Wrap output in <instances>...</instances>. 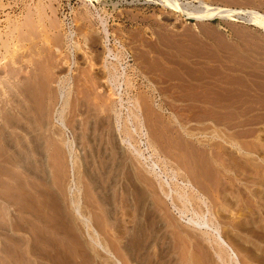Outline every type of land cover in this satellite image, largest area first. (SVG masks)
I'll return each instance as SVG.
<instances>
[{
  "label": "rangeland",
  "instance_id": "374dc122",
  "mask_svg": "<svg viewBox=\"0 0 264 264\" xmlns=\"http://www.w3.org/2000/svg\"><path fill=\"white\" fill-rule=\"evenodd\" d=\"M15 1L0 0V125L5 128L4 133L0 131V264H109V262L110 264H167L168 260V264H182L186 262V250L190 249L187 242H185L186 239L182 234H179L185 232L193 238L191 242L192 252L198 250L191 257L194 260L196 259L195 261L193 260V263H202V260L200 261L201 250L204 249L207 254L212 253L211 247H209L210 244L202 238L201 230L199 231V229H195L193 226L190 228L191 226L186 222L185 215L182 216L179 210L176 209L180 205L179 202L174 207L169 198L162 194L163 192L160 190L157 193L151 192L154 189H149L142 182L141 185L147 194L145 207H148L150 211H152V207L155 206L154 209L156 208V212L153 210L156 214L154 213V216H152L148 212L143 211V206V209H140L141 205L137 204L135 198L137 196L133 192L131 193L130 189H128L126 194L125 191H121L118 187L124 180L121 173L126 170L125 165L121 173L120 171L118 172L119 175L117 174V170L115 171L118 168V165L115 163L119 160L118 155L120 151L125 156L126 161H128L127 164H130L135 172L141 173L142 176H147L153 183L155 182L154 184L157 187L159 184H162L166 189L170 187L174 192L175 190L180 191L182 190L181 176L185 175L189 177L190 180L192 179V182L196 180L197 176L198 180L202 182L200 185L204 188V204H207V209L210 211V213H207V211L203 212L204 217L211 220L209 224L212 228H217L219 231L227 233L226 239L236 251L239 264H264V259L259 258L260 256L257 255V252L253 253V251L254 255L252 256L251 251L248 250L249 255L246 254L245 244L242 245V241L240 242L235 239L241 237L242 240H249L248 244H246L249 245V249H253V247L257 248V245L260 249L264 248V116L260 115V112H264V98L257 92L260 85L257 82L259 79H256V76L262 72L260 70L264 69V54H258L257 58H253L252 60L256 64L249 69L250 97L248 102L244 103L238 100L235 103V106L237 105L236 108L231 109L229 112L220 111L219 113H214L209 107L204 109L195 108L194 103L182 100L185 97L195 96L196 90H194V85L192 82H189V79L196 76L195 74L199 75L198 71H201L202 74L199 76H213L220 79H222V76H226L224 62L227 57L223 55L219 57L214 53L217 52L218 47L219 50L224 47L221 40L215 41L216 38H219L215 29L229 33L235 30V25L252 26V24L239 20L219 19L195 21L185 18L183 20L177 19L176 21V14L157 4L155 0H112V3L115 5L109 1H107L108 3H101V0ZM207 1L213 5L221 4L220 0ZM8 3H13L14 5H11L16 8L14 10L8 9ZM27 3L30 5L29 11H33V15L32 13L31 15L29 14V19H26L28 22L29 20L34 21L36 25L30 24L31 22L28 23L23 17L25 15H22L25 12L23 8L28 5ZM228 3L233 8L244 7L264 13V0H229ZM194 4H197V2ZM88 12L92 15L87 14ZM17 15L21 20L20 23L26 20L25 24L23 22V27L20 26L22 28L21 31L19 27V29L15 28L14 26H10L13 24H6L5 22L7 18H14ZM30 16L32 19H30ZM99 19L105 21L104 29L107 32L106 35H108V44L114 50L116 58L104 55L105 48L103 49V47L105 42L103 41L105 34L102 31ZM26 22L28 25H26ZM29 25L34 27H32L33 30ZM26 26L30 28L28 35H22L27 34L26 30L28 28ZM198 27L203 28L198 29ZM252 27L257 30L260 29L254 27V25ZM205 28H211L210 30H214V32L205 33ZM70 30H72V35L68 36L67 33ZM10 31L13 33L10 34ZM17 31L21 32L24 39V48L27 49H23V53L27 52V54L24 53V56H21L23 61L21 62L22 65L19 64L21 67L15 63L17 55H14L16 52L14 53V47L12 48L14 42L17 41ZM198 32L204 36L201 37ZM193 35L196 38H191ZM9 38H12V41ZM69 38H72L70 42ZM203 39L212 44H208L210 52L206 58H201L200 56V59H197L194 54V50H196L195 46H197V49H206V46L204 47L201 44ZM249 39L252 40L253 38L249 37ZM26 40L30 43L25 42ZM258 43V45H262L261 42ZM30 44L31 46H29ZM74 44L76 47H72ZM160 44L166 45L169 49H159ZM32 46L35 50L32 49ZM5 47H7L8 51ZM12 49L13 53L10 51ZM9 53L12 56L14 55L15 58L14 56H10L11 54ZM30 53L33 57L27 58H31L30 64H28L25 55L28 56ZM228 60L230 62L229 66H227L229 72L236 74V69L240 65L237 57H230ZM108 62L115 65L114 69H112L113 65ZM106 63L109 69L106 67ZM121 67L124 68L121 69ZM22 68L26 71L22 70ZM30 68L32 76H35V78L26 73ZM179 68H182L185 71L184 73L190 74H187L188 80L179 79L180 76L177 74L180 71ZM115 69L119 72H125V75L122 76H125L124 83L122 80L120 81L123 84L118 89V92L121 95L122 103L128 107V111L130 107L131 114L132 112L137 113L136 106L138 104L140 110L139 116L143 125L142 129L146 134L145 137H141L133 132L134 130L131 128L134 125L130 122V119L127 122V127L132 132L131 137L124 138L122 132L116 130V124L120 125V123L115 121V113L120 111V118L124 120L127 112L126 109L118 108V103L115 102V93L111 94L110 81L106 79L109 75L113 76ZM23 71L27 74V77L34 80V104L31 103V105L32 107L36 106L35 111L39 109L41 104L40 92L41 94L45 92L44 102L42 101L44 106L41 105L40 107H43L42 118L35 113L34 108L33 110L29 108V116H32V119L28 118L29 121L26 116L23 115L24 118L21 113L17 112V110L24 111L20 107L18 108L16 104V97L17 95L19 96V91H21V89L18 90L20 88L19 83L25 78ZM112 76L111 80L114 79V77L112 79ZM19 77L20 80L17 82ZM225 83L220 84L219 89L228 87ZM239 83L238 80H234L232 84L235 88L241 89L240 86L242 84ZM210 85L207 88L203 86V89L212 90L213 86ZM58 86L63 89L62 92L67 94L69 90L70 93L68 97L69 103L62 113L63 118L59 116V110L62 108L61 98L58 103L53 98ZM213 91L210 93L204 92L203 94L207 97H214L216 101H219L218 98H221L225 94L219 91V93L216 91L213 93ZM54 92L55 94H53ZM114 103L115 108L112 105ZM25 104L30 103L22 102L23 107H26ZM241 105L242 107H240ZM238 106L240 108L237 109ZM247 107L249 108L245 110ZM242 109L250 114L248 119L252 122L248 124L234 122L236 119H240L235 118V111L240 113ZM15 116L16 120L21 117L17 122H12L10 118ZM34 118L36 119L34 120ZM8 119L10 120L8 121ZM227 119H231L232 123L227 122ZM31 120H34V123ZM60 120L63 125L60 123ZM196 120H205V122H195ZM13 124H19L21 127L14 126ZM54 126L62 128L61 131L60 129L58 130L59 135H53L52 130L55 128ZM61 135L67 141L75 139L72 142V151L67 152L68 148L63 145V142H60L63 140L60 137ZM5 136L7 137L5 138ZM52 136L60 140V146L56 145L57 142L51 138ZM121 138H123V141L119 146L115 142L117 139L120 141ZM113 139H115V142ZM47 140H49V143ZM37 141L49 144L48 147H50L49 150L51 151L34 152L20 150L23 144L30 147L37 143ZM146 141L152 144L156 153H153L152 148L146 149ZM233 144H235L234 147ZM116 146L120 148H116ZM14 147H18L19 149L17 148V150ZM58 147L66 148L67 151L66 149L60 150L61 148L59 149ZM118 151L119 153H117ZM139 151H141L142 155H139ZM152 162H156L154 171L150 169ZM190 167L193 170H190ZM174 171L178 172V180L172 177ZM115 177L119 178V182L116 184ZM121 178L123 179L121 180ZM125 182L127 181L124 180L123 183ZM165 184H168V187ZM197 184L194 183L195 186ZM230 190L234 191L232 192L233 194ZM113 191L116 193L114 196H112ZM116 191L120 192L117 193ZM220 192H223V194ZM175 193L172 196H175ZM128 194L130 197H128ZM108 195L111 196L107 197ZM111 197H113L114 201L112 200L113 204L111 202L110 207ZM223 197L226 200L222 201ZM233 197L234 200L236 198L240 201L237 202L236 200L235 206L237 207L230 201ZM72 198H75V201L79 200V205H82L83 215L93 219V224H96L93 226L99 232L100 237H103L105 242L110 240L107 242V248L110 250L109 253L101 250V248L88 239L89 237L86 236L84 226L80 222V217L76 213H73L74 205L73 203L71 204ZM57 204L63 206L62 210H64L63 212L66 213L67 217L71 216L69 218L72 219V225H74L73 231L72 229L67 230L66 227H63V224H60L62 223V220H60L61 215L57 217L58 215L56 214L58 213H53L58 211ZM237 204H239V208ZM193 206L195 207V205ZM202 207L203 211H205V206ZM108 208L116 210V217H118L119 222L123 225H121V233L115 229L112 230V227H108L111 226L110 217L106 214ZM117 209L119 210L118 212ZM139 210H141V214L136 213ZM190 211L188 209L186 214L194 216L192 215L193 211ZM221 212L225 215L221 214ZM145 214L149 215V217L147 216L146 218ZM151 217L155 218V220ZM145 219L146 221L149 219L150 222L147 221L148 223H146ZM151 219L154 222H151ZM250 222L251 225H249ZM143 223H146L148 226H144ZM232 224L240 228H234ZM149 225L152 227L150 228ZM246 228L247 230L244 231ZM90 229L88 230L92 231ZM107 230L109 231L107 232ZM162 231L165 234L161 233ZM175 231L177 232L175 233ZM163 234L165 236L167 234L169 238L171 237L170 242L174 237L176 240L173 239L172 244H168L165 241L169 239L163 238ZM243 236L245 239H243ZM78 241H83L82 243L84 244L81 245ZM199 244L201 245V249ZM254 244L255 246H253ZM238 245L240 247L243 246V251ZM237 247L240 249L239 251ZM98 254L102 255L99 257ZM255 256L256 260H254ZM106 257L109 258L107 259ZM164 257L167 262L164 261ZM184 260L185 262H182ZM157 261L160 262L157 263Z\"/></svg>",
  "mask_w": 264,
  "mask_h": 264
},
{
  "label": "bare ground",
  "instance_id": "6f19581e",
  "mask_svg": "<svg viewBox=\"0 0 264 264\" xmlns=\"http://www.w3.org/2000/svg\"><path fill=\"white\" fill-rule=\"evenodd\" d=\"M15 1V0H14ZM23 1V0H22ZM107 1H109V2H111L112 3V0H101V3L103 2V3H108ZM150 1V0H149ZM156 2H157V4H160V5H162L165 9H168V10H170V11H172L173 12V14L175 13L176 15H175V19H176V21H177V19H181V20H183V19H185V18H189V19H193V20H195V21H204V20H213V19H219V20H239V21H242V22H244V23H247V24H252V25H254V26H256V27H258V28H260V29H262L263 31H264V13L262 12H259V11H257V10H254V9H249V8H244V7H241V8H233V7H229V6H222V5H220V4H215V5H213V4H211L209 1H207V0H196V1H194V0H155ZM16 2V1H15ZM36 2H37V0H36ZM195 2H197V4H194ZM14 3V2H13ZM13 3H8V9H11V10H14L15 8H14V6H12V5H14ZM12 4V5H11ZM28 4V3H27ZM35 4V3H34ZM113 4V3H112ZM0 5H1V3H0ZM3 5V4H2ZM16 5V4H15ZM104 5V4H103ZM113 5H115V4H113ZM29 4L28 5H26V6H24V14H22V15H25V16H23L25 19L26 18H28V15L30 14L31 15V13L33 12V11H29ZM18 7V6H17ZM37 7V6H36ZM4 8H5V4H4ZM20 8H21V6H20ZM44 8V7H43ZM2 10V9H1ZM17 11V10H16ZM19 11H20V9H19ZM87 12V11H86ZM5 13H6V11H5ZM87 14H89V15H92L91 13H87ZM15 15V14H14ZM20 15H21V13H20ZM32 15H33V13H32ZM22 17V18H23ZM180 17V18H179ZM24 18H23V20H24ZM48 18V17H47ZM101 18V17H100ZM29 19V18H28ZM30 19H32L31 18V16H30ZM27 20V19H26ZM25 20V21H26ZM100 20V19H99ZM25 21H22V23H20L21 22V20H20V18H19V16L17 15V16H15L14 18H7L6 19V24H13V25H10V26H14L15 28H20V26H22L23 27V22H24V24H25ZM27 22H28V20H27ZM26 22V23H27ZM29 22H31L30 24H34L35 22L34 21H31V20H29ZM28 22V23H29ZM104 22L105 21H103V19H101L100 20V22L99 23H101V26H102V31L104 32V41L103 42H105V44H104V47H103V49L105 50V54L104 55H106V57L107 56H113V57H115L114 56V50L113 49H111L110 47H109V44H108V38H107V36L108 35H106L107 34V32L105 31V29H104ZM183 22V21H182ZM28 23L26 24V25H28ZM39 23V22H38ZM3 25V24H2ZM34 25H36V24H34ZM8 26V25H7ZM30 26V28L32 29V27L33 26H31V25H29ZM27 28H28V30H26V32H27V34H22V35H28V32H29V27L28 26H26ZM18 28V29H19ZM25 28V27H24ZM34 28V27H33ZM17 29V30H18ZM21 29L22 28H20L19 30L21 31ZM26 29V28H25ZM25 29H24V31H25ZM210 29V28H209ZM33 30V29H32ZM6 31V30H5ZM18 32L17 31V41L16 42H14V44H13V46H12V48L15 50V51H13V49L12 50H10L11 52L13 51L15 54L14 55H17V57H16V59H15V63L16 64H18V66H19V64L20 65H22V63L21 62H23L22 61V58H21V56L25 53H23V49H25L24 48V46L25 45H23V41H24V39L22 38V35H21V32ZM24 31H22V32H24ZM41 31V30H40ZM210 31V30H209ZM212 31V30H211ZM11 32V31H10ZM32 32V31H31ZM42 32V31H41ZM71 32H72V30H70L69 31V33H67L68 34V36H70V35H72L71 34ZM212 32H214V31H212ZM8 33V32H7ZM13 32H11L10 34H12ZM66 33V32H65ZM35 34V33H34ZM44 34V33H43ZM66 34V35H67ZM215 34V33H214ZM8 35V34H7ZM15 35V34H14ZM13 35V36H14ZM21 35V36H20ZM11 36V35H10ZM35 36V35H34ZM34 36H32V37H34ZM30 37H31V34H30ZM27 38V37H26ZM194 38V37H193ZM10 39V41H12L11 39L12 38H9ZM32 39V38H31ZM48 39V38H47ZM72 39V38H71ZM71 39L69 38V42L71 41ZM88 39V38H87ZM44 40V39H43ZM166 40V39H165ZM181 40V39H180ZM15 41V40H14ZM67 41H68V39H67ZM2 42V41H1ZM25 42H27V40L25 41ZM28 43V42H27ZM30 43V42H29ZM28 43V44H29ZM35 43V42H34ZM48 43V42H47ZM156 43V42H155ZM3 44V43H2ZM31 44H32V42H31ZM31 44L29 45V46H31ZM73 44V43H72ZM86 44V43H85ZM3 45H5V44H3ZM6 45H8L7 43H6ZM35 45V44H34ZM77 45V44H76ZM161 45V44H160ZM169 45V44H168ZM28 46V45H27ZM39 46V45H38ZM157 46V45H156ZM2 47V46H1ZM35 47V46H34ZM56 47V46H55ZM58 47V46H57ZM72 47H76L75 46V44L72 46ZM78 47V46H77ZM158 47V46H157ZM211 47V46H210ZM7 47H5V49H6ZM9 48V47H8ZM29 48H31V47H29ZM37 48V47H36ZM39 48H41V47H39ZM114 48V47H113ZM154 48H155V46H154ZM10 49V48H9ZM32 49H33V46H32ZM31 49V50H32ZM122 49V48H121ZM7 50V49H6ZM25 50H27V49H25ZM33 50H35V49H33ZM38 51H39V49H37ZM8 51V50H7ZM6 51V52H7ZM22 51V52H21ZM30 51V50H29ZM75 51V50H74ZM5 52V53H6ZM12 52V53H13ZM35 52V51H34ZM40 52V51H39ZM32 53V52H31ZM30 53V55H32ZM36 53V52H35ZM34 53V54H35ZM45 53V52H44ZM9 54H11V53H9ZM25 54H27V52L25 53ZM37 54L39 55V53L37 52ZM172 54V53H171ZM13 55V56H14ZM30 55H25L26 56V59L27 58H29V57H33V55L32 56H30ZM3 56V55H2ZM10 56H12V54L10 55ZM12 56V57H13ZM24 56V55H23ZM124 56V55H123ZM58 57V56H57ZM157 57V56H156ZM5 58V57H4ZM4 58H3V60H4ZM14 58H15V56H14ZM116 58V57H115ZM120 58V57H119ZM245 58V57H244ZM26 59H24V60H26ZM31 59V58H30ZM30 59H27V63L28 64H30ZM32 59H35V58H32ZM118 59V58H117ZM37 60V59H36ZM60 60V59H59ZM145 60V59H144ZM32 61V60H31ZM118 61V60H117ZM176 61V60H175ZM14 62V61H13ZM109 63V62H108ZM181 63V62H180ZM32 64V63H31ZM109 64H111V65H113L112 63H109ZM108 64V65H109ZM105 65V64H104ZM110 65V66H111ZM114 66L115 65H113V67H112V69H114ZM121 66V65H120ZM229 66V65H228ZM19 67H21V66H19ZM47 67V66H46ZM104 67V66H103ZM106 67H107V63H106ZM26 68V67H25ZM105 68V67H104ZM108 69H109V66L107 67ZM124 67H121V69H123ZM65 69V68H64ZM22 70H25L24 68H22ZM18 71H19V69H18ZM26 71V70H25ZM113 72H114V70H112ZM261 71V70H260ZM17 72V71H16ZM21 72V71H20ZM19 72V73H20ZM24 72V71H23ZM40 72V71H39ZM106 72H107V69H106ZM110 72H111V69H110ZM109 72V73H110ZM112 72V73H113ZM25 73V72H24ZM27 74H29L30 76H32V70H31V68H30V70H27V72H26ZM24 74L25 75V78H23L24 80H22V82L20 81V88L18 89V90H20L21 89V91H19V96L17 95V97H16V104L18 105V108L20 107V109H22V110H24L23 112L20 110V111H18L17 110V112L18 113H21V115H22V117H24V116H26L27 117V119L30 117H32V116H29L30 115V110L32 109L33 110V108H34V111H35V107H32V105H31V103H33L34 102V93H33V91L35 90V88H34V80H31V78L30 77H27L26 75L27 74ZM34 73V72H33ZM57 74H58V72H57ZM106 74H108V73H106ZM16 75H17V73H16ZM34 75H36L35 73H34ZM123 75H125V72L123 71H117V69H115V72H114V74H113V76H112V79H113V77H114V79L113 80H111L110 78H111V76L109 75V77L108 78H106V79H108L109 81H110V83H109V85H110V90H111V94H113V93H115L114 95L116 96V99H115V102L116 103H118L117 105H118V108H123V109H126V112H127V116L124 118V120L123 119H121L120 117V114L121 113H119L118 111L114 114L115 115V117H116V119H115V121L117 122V123H120V125L119 124H116V122H115V124L117 125V129L116 130H120L121 132H122V134L124 135V138L125 137H131V133L132 132H130V130L128 129V127H127V122H128V120L130 121V122H132L133 123V125H134V127L133 128H131L132 130H134L133 132H135V133H137L139 136H141V137H145V131L143 132V125H142V123H141V120H140V114H139V106H138V104L137 103H135V104H137V106L136 105H134V106H136V110H137V113H134V112H132V114H131V110H130V107H129V111L127 110V108L128 107H126L123 103H122V101H121V95H120V93L118 92L119 90V88H121V86H122V84L124 83L123 81L125 80V76L124 77H122ZM263 75V74H262ZM18 76V75H17ZM81 76V75H80ZM107 77V76H106ZM183 77V76H182ZM196 77V76H195ZM32 78H35V76H32ZM258 78V77H257ZM15 79H16V77H15ZM19 80H20V77L18 78V81L17 82H19ZM38 80V79H37ZM92 80V79H91ZM122 80V82H120ZM126 80H127V78H126ZM59 81V80H58ZM100 82V81H99ZM108 82V81H107ZM128 82V81H127ZM126 82V83H127ZM44 83H46L45 81H44ZM58 83V82H57ZM57 83H55V84H57ZM125 83V84H126ZM14 84V83H13ZM59 84V83H58ZM215 84V83H214ZM15 85H16V83H15ZM62 85V84H61ZM128 85V84H127ZM46 86V85H45ZM63 86V85H62ZM66 86V85H65ZM126 86V85H125ZM10 87V86H9ZM12 87V86H11ZM15 88H17V87H15ZM14 88V89H15ZM38 88V87H37ZM36 88V89H37ZM43 88H46V87H43ZM68 88V87H67ZM91 88V87H90ZM17 90V91H18ZM62 90L63 89H61L59 86L57 87V92H56V94H55V92L53 93V94H55V97H53L54 99H56V102L58 103V101H59V99L61 100V103H62V108L59 110L60 112H59V116L60 117H62V113H63V110L66 108V106H67V104L69 103L68 102V97H69V90L67 91L68 93L66 94V93H64V92H62ZM259 90V89H258ZM51 91H53V90H51ZM104 92V91H103ZM109 92V91H108ZM45 93V92H44ZM44 93H42L41 94V92H40V95H41V104H40V106H39V109L38 110H36L35 111V113H37L38 114V116L39 117H41V114L43 113V107L42 108H40L41 107V105H43V102H44V98H45V95H44ZM110 94V95H111ZM40 95H39V97H40ZM100 95V94H99ZM111 98V97H110ZM262 98V97H261ZM47 99V98H46ZM96 99V98H95ZM104 99V98H103ZM146 99V98H145ZM209 99V98H208ZM105 100V99H104ZM43 101V102H42ZM54 101V100H53ZM52 101V102H53ZM207 101V100H206ZM263 101V100H262ZM22 102H28V103H30V104H25V106L26 107H23V105H22ZM213 103V102H212ZM24 104V103H23ZM34 104V103H33ZM72 105V104H71ZM103 105H104V103H103ZM113 105V107L115 106V103L114 104H112ZM44 106V105H43ZM107 106V105H106ZM106 106H104V107H106ZM120 106V107H119ZM72 107V106H71ZM17 108V107H16ZM29 108H30V110H29ZM115 108V107H114ZM114 108H113V110H114ZM41 109V110H40ZM74 109V108H73ZM120 109H115V110H120ZM45 110V109H44ZM106 110V109H105ZM32 112V111H31ZM45 112V111H44ZM48 112V111H47ZM90 112V111H89ZM115 112V111H114ZM58 113V112H57ZM131 115H130V114ZM37 114H35V115H37ZM45 114V113H44ZM24 115V116H23ZM48 116V115H47ZM132 116V117H131ZM21 117V116H20ZM20 117L18 118V119H20ZM46 117V116H45ZM44 117V118H45ZM57 117H58V115H57ZM60 117H59V119H60ZM128 117V118H127ZM16 118V116L15 117H11L10 119H11V121L12 122H17L18 121V119L16 120L15 119ZM25 118V117H24ZM42 118V117H41ZM40 118V119H41ZM63 118V117H62ZM132 118V119H131ZM10 119H8V121L10 120ZM32 119V118H31ZM36 118H34V120H35ZM39 119V120H40ZM55 119H58V118H55ZM33 120V121H34ZM28 121H29V119H28ZM27 121V122H28ZM32 121V120H31ZM32 121V122H33ZM45 121V120H44ZM56 121V120H55ZM11 122V123H12ZM50 122V121H49ZM102 122V121H101ZM19 123V122H18ZM26 123V122H25ZM24 123V125H26ZM34 123V122H33ZM41 123V122H40ZM40 123H39V125H40ZM44 124H45V122H43ZM60 123H61V120H60ZM97 123V122H96ZM111 123V122H110ZM17 124V123H16ZM16 124H13L14 126L16 125ZM20 124V123H19ZM16 125V126H19V127H21V125ZM31 124V123H30ZM37 124H38V122H37ZM62 124V123H61ZM105 124V123H104ZM22 125H23V123H22ZM63 125V124H62ZM102 125V124H101ZM11 126V125H10ZM32 126V125H31ZM31 126H29L30 128H31ZM33 126H34V124H33ZM32 126V127H33ZM35 127V126H34ZM44 127V126H43ZM55 128L52 130V133H53V135H59V127L58 126H54ZM22 128H24L23 126H22ZM25 128H27V127H25ZM38 128H39V126H38ZM72 128V127H71ZM96 128V127H95ZM99 128V127H98ZM112 128V127H111ZM130 128V127H129ZM33 129V128H32ZM35 129V128H34ZM40 129V128H39ZM39 129H38V131H39ZM48 129V128H47ZM62 129V128H61ZM61 129H60V131H61ZM77 129V128H76ZM122 129V130H121ZM4 130H5V128H3V126H1L0 125V131L2 132V133H4ZM20 130V129H19ZM25 130V129H24ZM36 130V129H35ZM46 130V129H45ZM91 130V129H90ZM93 130V129H92ZM8 131V130H7ZM31 131V130H30ZM88 131V130H87ZM108 131V130H107ZM119 131V132H120ZM24 132V131H23ZM37 132V131H36ZM42 132V131H41ZM100 132V131H99ZM40 133V132H39ZM61 133V132H60ZM63 133V132H62ZM114 133V132H113ZM112 133V134H113ZM26 134H27V130H26ZM33 134H34V132H33ZM64 134V133H63ZM93 134V133H92ZM91 134V135H92ZM108 134V133H107ZM112 134H111V136H112ZM121 134V133H120ZM29 135H30V133H29ZM32 135V134H31ZM37 135V134H36ZM35 135V136H36ZM47 135V134H46ZM84 135V134H83ZM1 136V135H0ZM42 136V135H41ZM99 136H100V134H99ZM110 136V137H111ZM7 136H5V138H6ZM32 137V136H31ZM46 137H48V136H46ZM60 137H62V141H60L58 138H55V137H51V138H53L57 143H56V145L57 146H60L61 144H59L60 142H63V145H65L67 148H68V151H67V149L66 148H61V147H58L60 150H62V149H66V151L67 152H70V151H72V142L75 140H69V141H67V139L66 138H63L64 136H60ZM113 137V136H112ZM36 138V137H35ZM34 138V139H35ZM38 138H39V135H38ZM74 138V137H73ZM114 138H115V136H114ZM140 138V137H139ZM257 138V137H256ZM2 139V138H1ZM52 139V140H53ZM93 139V138H92ZM109 139V138H108ZM112 139V138H111ZM110 139V140H111ZM259 139V138H258ZM3 140V139H2ZM39 140V139H38ZM100 140V139H99ZM114 140V142H115V139H113ZM60 141V142H59ZM107 141V140H106ZM123 141V138H121L120 139V141H119V139H117L116 140V142L115 143H117L118 145L121 143ZM127 141V140H126ZM232 141V140H231ZM47 142L49 143V140H47ZM53 143V142H52ZM55 143V142H54ZM113 143V142H112ZM111 143V145H113ZM127 143V142H126ZM146 143V149H150V148H152V150H153V153H156V150L153 148V146H152V144L149 142V141H146L145 142ZM233 143V142H232ZM116 144V145H117ZM129 144V143H128ZM182 144V143H181ZM53 145V144H52ZM49 146V144H47V143H45V142H39V141H37V143H35V144H33L32 146H27L26 144L24 145L23 144V146H21V148H20V150H24V151H28V150H30V151H34V152H40V151H45V152H47V151H51V150H49V148L50 147H48ZM120 146V145H119ZM235 146V144H233V147ZM118 146H116V148H117ZM14 148H16V147H14ZM18 148V147H17ZM16 148V149H17ZM108 148V147H107ZM114 148H115V146H114ZM118 148H120V147H118ZM15 149V150H16ZM19 149V148H18ZM17 149V150H18ZM53 149V148H52ZM113 149V148H112ZM145 149V148H144ZM161 149V148H160ZM120 150V149H119ZM23 151V152H24ZM111 151V150H110ZM259 151V150H258ZM19 152H21V151H19ZM115 152V151H114ZM141 151H139V155H142L141 153H140ZM100 153H102V152H100ZM117 153H119V151L117 152ZM188 153V152H187ZM105 154V153H104ZM115 154V153H114ZM68 155V154H67ZM118 155V154H117ZM116 155V156H117ZM189 155V154H188ZM111 156V155H110ZM115 156V157H116ZM75 157V156H74ZM118 157H119V160L115 163V164H117L118 165V168H116L115 169V171L117 170V174L119 175V171H120V173H121V170L125 167V165H126V170L125 171H123V173H121L122 174V176H123V178H124V180H126L127 182H125V183H123V181L121 182V184L118 186L120 189H121V191L123 190V191H125V193L127 194V191H128V189H130V191H131V193L133 192V194H135L137 197H135L136 198V200H137V204L138 205H141V207H140V209L142 208V206H143V208H144V212H148V214H151L152 216H154L153 214L156 212L155 211V209H154V207H152V211H150L149 210V208L148 207H145L146 205V202H147V194H146V192H145V190H144V187L141 185L142 184V182H144L145 184H146V186H148V188L149 189H154V190H150L151 192H156L157 193V191L158 190H160L161 192H163L162 194H164L166 197H168L169 198V200L171 201V203L174 205V207H175V205H177V202H179L180 203V205H179V203H178V205L179 206H177L178 208H176V209H178L179 210V212H180V214L182 215V216H184L185 215V217H186V222L191 226L190 228H192V226H193V228H195V229H199V231L200 232H202V238L204 239V240H206L205 242H208L209 244V247H211V252L212 253H210V254H207L206 253V251L204 250V249H202L201 251V253H200V261L202 260V263H200V264H239V261L237 260V254L235 253L236 251L232 248V244H229V242L227 241V233L225 234V233H223L222 231H219V229H217V228H212L211 227V225L209 224L210 223V221L211 220H209L208 218H206V217H204V213L203 212H206L207 211V213H210V211L207 209L208 207L206 206L207 204H204V195H203V193H204V188H203V186L202 185H200V184H202V182L200 181V180H198V177L196 176V174H195V176H196V180H194V182H192L191 180H190V178L189 177H187V176H185V175H183V176H181L180 177V179H181V185H182V190H180V191H178V190H175V192H174V190L172 191V188H167L166 189V187H164L162 184H159L158 185V187H157V185L156 184H154L153 183V181L152 180H150L149 178H147V176H142V174L141 173H139V172H135L134 171V169L130 166V164L128 165L127 164V162L128 161H126V158H125V156L121 153V151H120V154L118 155ZM117 157V158H118ZM124 157V158H123ZM189 157V156H188ZM109 158H111V157H109ZM108 158V159H109ZM69 159V158H68ZM72 160V159H71ZM191 160V159H190ZM164 161V160H163ZM60 162V161H59ZM72 162V161H71ZM106 162V161H105ZM189 162V161H188ZM100 163V162H99ZM40 164V163H39ZM114 164V163H113ZM192 164V163H191ZM109 165V164H108ZM164 165V164H163ZM221 165V164H220ZM254 165V164H253ZM154 166H156V162H152V164H151V166H150V169L151 170H153L154 169ZM190 166V165H189ZM188 166V167H189ZM222 167V166H221ZM181 168V167H180ZM3 169V168H2ZM88 169V168H87ZM184 169V168H183ZM188 169V171H190V170H193V168L192 167H190V170H189V168H187ZM195 169V168H194ZM30 170V169H29ZM155 170V169H154ZM153 170V171H154ZM152 171V172H153ZM173 171V170H172ZM195 171H197L196 169H195ZM194 171V172H195ZM150 172V171H149ZM206 172V171H205ZM95 173V172H94ZM114 173V172H113ZM116 173V172H115ZM154 173H156V172H154ZM187 173V172H186ZM189 173V172H188ZM193 173V172H192ZM203 173V172H202ZM177 174H178V172H173V176L172 177H174L176 180H178V177H177ZM115 175V174H114ZM190 175V177H191V173L189 174ZM117 176V175H116ZM195 176H194V179H195ZM201 176V175H200ZM118 177V176H117ZM154 177V176H153ZM193 177V176H192ZM116 178V177H115ZM123 178H121V180L123 179ZM47 179V178H46ZM95 179V178H94ZM172 179V178H171ZM110 180V179H109ZM114 180V179H113ZM159 180V179H158ZM89 181V180H88ZM115 181V180H114ZM196 181V182H195ZM56 182V181H55ZM54 182V183H55ZM61 182V181H60ZM119 182V178H116V182H115V184L116 183H118ZM201 182V183H200ZM93 183V182H92ZM159 183V182H158ZM157 183V184H158ZM163 183V182H162ZM194 183H198L196 186L194 185ZM76 184V183H75ZM56 185V184H55ZM73 185V184H72ZM91 185V184H90ZM93 185V184H92ZM166 185V184H165ZM168 185V184H167ZM166 185V186H167ZM217 185V184H216ZM228 185V184H227ZM234 185V184H233ZM77 186V185H76ZM108 186V185H107ZM110 186V185H109ZM224 186V185H223ZM236 186V185H235ZM234 186V187H235ZM168 187V186H167ZM181 187V186H180ZM228 187V186H227ZM118 188V189H119ZM224 188V187H223ZM232 188V187H231ZM59 189V188H58ZM109 189H110V187H109ZM119 189V190H120ZM156 189V190H155ZM177 189V188H176ZM233 189V188H232ZM129 191V192H130ZM207 191V190H206ZM228 191V190H227ZM49 192H50V190H49ZM60 192V191H59ZM78 192V191H77ZM117 192V191H116ZM118 192H120V191H118ZM117 192V193H118ZM173 192V193H172ZM216 192V191H215ZM223 192H225V191H223ZM223 192L221 193V194H223ZM230 192L232 193V192H234V191H231L230 190ZM236 192V191H235ZM112 193V192H111ZM174 193H175V196H172V195H174ZM219 193V192H218ZM226 193V192H225ZM116 193L113 191V193H112V196H114ZM132 194V195H133ZM153 194H155V193H153ZM228 194H230V193H228ZM233 194V193H232ZM231 194V195H232ZM78 195V194H77ZM104 195V194H103ZM230 195V196H231ZM236 195V194H235ZM111 196V195H110ZM109 195L107 196V197H110ZM134 196V195H133ZM218 196V195H217ZM220 196H222V195H220ZM227 196V195H226ZM225 196V197H226ZM229 196V197H230ZM234 196V195H233ZM125 197H127V196H125ZM128 197H130L129 196V194H128ZM219 197V196H218ZM225 197H223L224 199H222V201L223 200H226L225 199ZM236 197V196H235ZM238 197V196H237ZM264 197V196H263ZM46 198V197H45ZM75 198H76V196H75ZM73 199L72 198V200H71V204L73 203V205H74V208H73V213H76L79 217V219H81V221L80 222H82V224H83V226H84V230H85V233H86V236H88L89 238L88 239H90V241L93 243V244H95L96 246H98L99 248H101V250H104L105 252H107V253H109L110 252V250L107 248V246H108V244H107V242L108 241H110V240H108L107 242H105L104 241V238H103V240H102V238L100 237V234H99V232L97 231V230H95V228H94V224H93V219L92 218H90V217H87V216H85V215H83V209L81 208L82 207V205L80 206L79 205V200H77V201H75L76 199ZM96 198V197H95ZM105 198V197H104ZM117 198V197H116ZM231 198V197H230ZM78 199V198H77ZM80 199V198H79ZM127 199V198H126ZM229 199V198H228ZM53 201H55L54 199H52ZM51 200V201H52ZM70 200V199H69ZM96 200V199H95ZM105 200V199H104ZM106 200H108V198H106ZM110 207H111V202H112V200L114 201V199H113V197H111L110 198ZM118 200V199H117ZM127 200H130V199H127ZM132 200L133 201H135L133 198H132ZM230 200V199H229ZM229 200H227V202H229ZM233 200V201H232ZM232 200H230L231 202H232V204L235 206V202H236V200H237V202H240L239 201V199H236L235 198V200H234V197H233V199ZM43 201V200H42ZM101 201V200H100ZM221 201V200H220ZM226 202V201H225ZM236 202V203H237ZM51 203V202H50ZM81 203V202H80ZM97 203V202H96ZM107 203V202H106ZM109 203V202H108ZM52 204V203H51ZM56 204V203H55ZM112 204H113V202H112ZM119 204V203H118ZM225 204V203H224ZM230 204V203H229ZM50 205V204H49ZM52 205H54V204H52ZM98 205V204H97ZM100 205V204H99ZM135 205H136V202H135ZM172 205V206H173ZM193 205H195V207L193 206ZM238 205V208H239V204H237ZM90 206V205H89ZM102 206H103V204H102ZM107 206V205H106ZM129 206V205H128ZM190 206H191V208H190ZM202 206H205V211H203V207ZM220 206H221V204H220ZM48 207V206H47ZM91 207V206H90ZM150 207V206H149ZM189 207V208H188ZM194 207V208H193ZM230 207H231V205H230ZM235 207H237V206H235ZM44 208V207H43ZM53 208H55V207H53ZM52 208V209H53ZM84 208V207H83ZM88 208V207H87ZM101 208V207H100ZM104 208V207H103ZM102 208V209H103ZM130 208V207H129ZM137 208V207H136ZM142 208V209H143ZM151 208V207H150ZM216 208V207H215ZM219 208V207H218ZM63 209V206H61V205H58L57 204V210L59 211H57V212H53V213H58V214H56V215H58L57 217H59V215H61L60 216V220H62V223H60V224H63V225H60V226H63V227H66V229L67 230H70V229H72V231L74 230L73 228H74V225H72L73 224V222H72V219H70L69 217H71V216H68L67 217V215H65L66 213H64L63 211L64 210H62ZM91 209V208H90ZM188 209H190L191 211H193L192 212V215H194V216H189L188 214H186V212H188ZM197 209V210H196ZM234 209V208H233ZM49 210H51V209H49ZM56 210V209H55ZM153 210L155 211V212H153ZM215 210V209H214ZM103 211V210H102ZM101 211V212H102ZM119 210L117 209V212H118ZM141 210H139V212H136L137 214L138 213H140L141 214V212H140ZM165 211V210H164ZM190 211V212H191ZM221 211V210H220ZM224 211H225V208H224ZM47 212V211H46ZM215 212V211H214ZM223 212V211H222ZM221 212V214H223ZM6 213V212H5ZM28 213V212H27ZM72 213V214H73ZM103 213H104V211H103ZM1 214V213H0ZM33 214V213H32ZM92 214V213H91ZM106 214H107V216H109L110 217V225L111 226H108V227H112L111 229L113 230V229H115V230H117V232H120L121 231V227L123 226L119 221V219H118V217H116V210L114 209V208H108V210H106ZM147 214V213H146ZM145 214V215H146ZM156 214V213H155ZM216 214H217V212H216ZM218 214L220 215V213L218 212ZM74 215V214H73ZM104 215V214H103ZM145 215H143V216H145ZM218 215V216H219ZM223 215H225V214H223ZM222 215V216H223ZM232 215V214H231ZM55 216V215H54ZM131 216V215H130ZM147 216L149 217V215H146V218H147ZM158 216V215H157ZM221 216V217H222ZM156 217V216H155ZM260 217V216H259ZM51 218V217H50ZM53 218V217H52ZM55 218V217H54ZM77 218V219H78ZM107 218V217H106ZM105 218V219H106ZM140 218V217H139ZM145 218V217H144ZM143 218V219H144ZM151 218H153V217H151ZM230 218V217H229ZM254 218V217H253ZM74 219H76L75 217H74ZM73 219V220H74ZM154 220H155V218H153ZM180 219V218H179ZM245 219V218H244ZM255 219V218H254ZM57 220V219H56ZM109 220H107V221H109ZM156 220H157V218H156ZM232 220V219H231ZM248 220H250V219H248ZM51 221V220H50ZM101 221V220H100ZM122 221V220H121ZM140 221V220H139ZM145 221H146V219H145ZM148 222H150L149 221V219L147 220ZM146 221V223H148ZM171 221V220H170ZM251 221V220H250ZM49 222V221H48ZM60 222V221H59ZM143 222V221H142ZM151 222H154L152 219H151ZM157 222V221H156ZM239 222V221H238ZM242 222V221H241ZM241 222L239 223L240 224V226H241ZM245 222V221H244ZM252 222V221H251ZM251 222L249 223V225H251ZM51 223V222H50ZM136 223V222H135ZM145 223V224H146ZM160 223V222H159ZM234 223V222H233ZM253 223V222H252ZM136 224H138V223H136ZM144 223H143V225L144 226H148L147 224L145 225ZM150 224H152V223H150ZM213 224V223H212ZM235 224V223H234ZM236 224H237V222H236ZM244 224V223H243ZM242 224V225H243ZM58 225V224H57ZM96 225V224H95ZM107 225V224H106ZM122 225V226H121ZM141 226H142V224H140ZM140 225H138V226H140ZM154 225L156 226V224L154 223ZM158 225H160V224H158ZM157 225V226H158ZM169 225V224H168ZM172 225V224H171ZM214 225V224H213ZM230 225H231V222H230ZM247 225V224H246ZM253 225V224H252ZM48 226V225H47ZM137 226V227H138ZM144 226H142L143 228H144ZM150 226V225H149ZM232 226H233V224H232ZM239 226V225H238ZM248 226V225H247ZM256 226V225H255ZM59 227V226H58ZM82 227V226H81ZM98 227V226H97ZM152 226H150V228H151ZM154 227V226H153ZM161 227H162V225H161ZM173 227V226H172ZM214 227V226H213ZM234 228L236 227V228H240V227H237V226H233ZM92 229V231H89L88 229ZM140 228V227H139ZM149 228V229H150ZM155 228V227H154ZM158 228H160V227H158ZM64 229V228H63ZM90 229V230H91ZM110 229V230H111ZM145 229V228H144ZM147 229V228H146ZM157 229V228H156ZM174 229H175V227H174ZM174 229H173V231H174ZM259 229V228H258ZM261 229V228H260ZM163 230V229H162ZM166 230V229H165ZM169 230V229H168ZM240 230V229H239ZM241 230H243V228H241ZM247 230V228L246 229H244V231H246ZM109 230H107V232H108ZM143 231V230H142ZM153 231H155V230H153ZM182 231V230H181ZM137 232H138V230H137ZM151 232V231H150ZM159 232V231H158ZM169 232H170V230H169ZM177 231H175V233H176ZM185 232V231H184ZM75 233V232H74ZM111 233V232H110ZM115 233V232H114ZM121 233V232H120ZM129 233V232H128ZM143 233V232H142ZM161 233H164L163 231L161 232ZM166 233H168V232H166ZM84 234V233H83ZM165 234V233H164ZM163 234V235H164ZM179 234H182L183 235V237L186 239V241L184 240V238H183V240L185 241V242H187V245L189 246V248L190 249H188V250H186L185 252H186V257H185V260H186V262H185V260L184 261H182V262H185V263H182V264H194L193 263V260L194 259H192L191 257L193 256V254L196 252V251H198V250H196V251H194V252H192V249H191V242H192V236L190 235V234H188V233H179ZM111 235H113V234H111ZM124 235V234H123ZM135 235V234H134ZM144 235V234H143ZM146 235H148V234H146ZM168 235H169V233H168ZM175 235V234H174ZM173 235V236H174ZM177 235V234H176ZM77 236V235H76ZM106 236V235H105ZM179 236V235H178ZM199 236V235H198ZM234 236V235H233ZM236 236V235H235ZM237 236H239V235H237ZM255 236V235H254ZM130 237V236H129ZM134 237V236H133ZM180 237H182V236H180ZM201 237V236H200ZM244 237V236H243ZM128 238V237H127ZM163 238H165L166 240L167 239H169V240H167V241H165V242H167L168 244L170 243V244H172V242H173V239L174 240H176L175 239V237L172 239V241L170 242V238L167 236V234H166V236L164 235V237ZM231 238V237H230ZM247 238V237H246ZM257 238H258V236H257ZM109 239V238H108ZM202 239V240H203ZM232 239L233 240H239L240 242H241V244L243 245V244H245L244 246V248L247 250V252H246V254H248L249 252H248V250L249 251H251V254H252V256L254 255L253 253H256L257 252V255L258 256H260L259 258H262V259H264V248H263V250H261L260 249V247H258V245L256 246L257 248H254L253 247V249H249V245H246V244H248V241H247V239H245V237L243 238V239H245V240H242L241 239V237L240 238H233L232 237ZM231 239V240H232ZM81 240H83V239H81ZM180 240H182V239H180ZM230 240V241H231ZM235 240V241H236ZM262 240V239H261ZM139 241V240H138ZM194 241V240H193ZM198 241V240H197ZM238 241V242H239ZM258 241V240H257ZM79 242V241H78ZM83 242V241H82ZM81 241L79 242L81 245L82 244H84V243H82ZM112 242V241H111ZM134 242V241H133ZM176 242H178V241H176ZM183 242V241H182ZM237 242V241H236ZM251 242V241H250ZM249 242V243H250ZM127 243H128V241H127ZM137 243V242H136ZM179 243V242H178ZM190 243V244H189ZM201 243V242H200ZM254 243V242H253ZM18 244V243H17ZM87 244V243H86ZM193 244H195V243H193ZM252 244V243H251ZM88 245V244H87ZM185 245V244H184ZM197 245H198V243H197ZM200 245V244H199ZM175 246H176V244H175ZM179 246V245H178ZM193 246V245H192ZM237 246V245H236ZM239 247H240V245H238ZM251 246V245H250ZM253 246H255V244L253 245ZM260 246V245H259ZM83 247H85V246H83ZM113 247V246H112ZM125 247H127V246H125ZM169 247V246H168ZM197 247V246H196ZM195 247V248H196ZM204 247V246H203ZM177 248V247H176ZM174 249V248H173ZM182 249V248H181ZM187 249V248H186ZM198 249V248H197ZM200 249H201V245H200ZM237 249H238V247H237ZM240 249L242 250L243 249V246H241L240 247ZM240 249H238V251L240 250ZM84 250V249H83ZM171 251V250H170ZM176 251H178V250H176ZM183 251V250H182ZM208 251V250H207ZM243 251V250H242ZM245 251V250H244ZM254 251V252H253ZM10 252H11V250H10ZM253 252V253H252ZM14 253V252H13ZM169 253V252H168ZM168 253H167V255H168ZM15 254V253H14ZM166 254V253H165ZM171 254V253H170ZM173 254H174V252H173ZM183 254V253H182ZM245 254V255H246ZM13 255V254H12ZM25 255V254H24ZM99 255V254H98ZM102 255V254H101ZM101 255H99V257L101 256ZM164 255V254H163ZM162 255V256H163ZM198 255H199V253H198ZM249 255V254H248ZM256 255V256H257ZM19 256H22V255H19ZM161 256V257H162ZM165 256V255H164ZM197 256V255H196ZM256 256H255V259L254 260H256ZM14 257V256H13ZM17 257V256H16ZM132 257V256H131ZM168 257V256H167ZM170 257V256H169ZM172 257V256H171ZM176 257H177V255H176ZM184 257V256H183ZM8 258V257H7ZM107 258V257H106ZM109 258V257H108ZM107 258V259H108ZM143 258V257H142ZM165 258V257H164ZM181 258H182V256H181ZM247 258V257H246ZM254 258V257H253ZM258 258V257H257ZM163 259V258H162ZM170 259V258H169ZM106 260V259H105ZM104 260V261H105ZM161 260V259H160ZM175 260V259H174ZM181 260V259H180ZM196 260V259H195ZM194 260V261H195ZM27 261V260H26ZM82 261V260H81ZM108 261V260H107ZM110 261H112V263H114L113 262V260H111L110 259ZM164 261H166V258H165V260ZM171 261V260H170ZM250 261V260H249ZM253 261V260H252ZM260 261V260H259ZM103 262V261H102ZM116 262V261H115ZM160 261H157V263H159ZM161 262H162V260H161ZM167 262V261H166ZM254 262V261H253ZM101 263V262H100ZM107 263V262H106ZM164 263V262H163ZM168 263H169V260H168ZM167 263V264H168ZM176 263V262H175ZM261 263V262H260ZM24 264V263H23ZM103 264V263H102ZM108 264V263H107ZM109 264H110V262H109ZM116 264H118V263H116ZM139 264V263H138ZM160 264H162V263H160ZM171 264V263H170ZM173 264V263H172ZM195 264H197V262L195 263ZM247 264V263H246ZM256 264V263H255ZM257 264H259V263H257Z\"/></svg>",
  "mask_w": 264,
  "mask_h": 264
},
{
  "label": "crops",
  "instance_id": "0c3cea01",
  "mask_svg": "<svg viewBox=\"0 0 264 264\" xmlns=\"http://www.w3.org/2000/svg\"><path fill=\"white\" fill-rule=\"evenodd\" d=\"M229 0H220V5H226V6H231L229 5ZM253 26V25H252ZM252 26H244L241 24L235 25L233 31L229 32V33H225L222 32L220 29H215V32L217 33L219 38H216L215 41L217 40H221L223 42V46L222 48L219 47L217 48V52H214L217 56L221 57L222 55L227 57L225 58V62H224V67H225V75L226 76H222V79L218 78V77H213V76H199L202 75L201 71L199 72V75L195 74V76L191 77L189 80V82H192L194 85V90H196V94L193 97H185L184 99H182L183 101H189L194 103V107L195 108H200V109H204L209 107L210 109H212L214 111V113L216 112H229L231 109L236 108L235 103L239 100V101H243L248 102L249 97H250V90H249V84H250V67H253L256 62L253 63V58H257L258 54H264V32L263 30L259 29H255ZM203 27H198V29H201ZM211 29V28H210ZM209 28H205L204 32H212L214 30H210ZM210 30V31H209ZM259 31V32H258ZM195 32V31H194ZM198 34L203 37L204 35L200 32H198ZM260 34V35H258ZM196 38L195 35H193L191 38ZM200 37V38H201ZM249 37L253 38L252 40L249 39ZM193 38V39H194ZM202 39V38H201ZM255 40V41H254ZM219 42V41H218ZM261 42L262 45H258ZM195 44H197L194 41ZM202 46H206V49H197V46H195L194 50V54L195 57H197V59L201 58H206L208 53L210 52V50L208 49V44L209 42L207 40L204 41V39L201 41ZM229 44V45H228ZM212 45V44H209ZM214 46V45H213ZM217 46V45H216ZM169 49L166 45L163 46L161 45L159 47V49ZM208 49V50H207ZM230 57H237L238 61H239V67L236 69V74H233L232 72H229L228 69V65L230 64L229 62V58ZM245 57V58H244ZM262 59V57H261ZM228 60V61H227ZM187 61V60H185ZM253 63V64H252ZM228 64V65H227ZM252 64V65H251ZM238 66V65H237ZM180 71L177 73L179 74V79L180 80H188V75H190L189 73H184L185 71H183L182 68H179ZM258 71V70H257ZM261 73L260 75L256 76V79L258 77V83H259V90H257V92L260 93V96H262L264 98V69H261ZM260 72V71H258ZM263 74V75H262ZM183 76V77H182ZM235 77L234 80H238L240 83L242 84L241 89L235 88L233 86V82L234 80H232V78ZM188 82V81H186ZM226 82V83H225ZM215 83V84H214ZM225 83V85L227 84L228 87H225L223 89H219V87L221 86L220 84ZM211 84L210 86H213L212 90H205L203 89V86L207 88V86ZM215 90L217 93L219 92H224L225 94L223 96H221V98H218L219 101H216L214 97H207L205 96L203 93L204 92H211ZM221 90V91H220ZM215 91H213V93H215ZM219 91V92H218ZM209 98V99H208ZM207 100V101H206ZM213 102V103H212ZM242 107V105L240 106ZM239 106L237 107L240 108ZM249 107H247L245 110H247ZM240 110L241 112L238 113L237 111H235V118H240V119H236L234 122L235 123H250L252 122L250 119H248L250 117V114H248V112L246 111ZM260 115L264 116V112L261 113ZM227 122L232 123L231 119H227ZM195 122H205V120H196Z\"/></svg>",
  "mask_w": 264,
  "mask_h": 264
}]
</instances>
